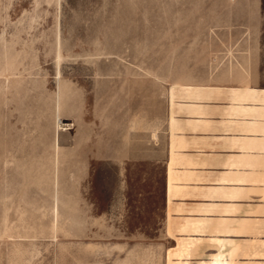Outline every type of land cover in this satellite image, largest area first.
Masks as SVG:
<instances>
[{"label":"rangeland","instance_id":"1","mask_svg":"<svg viewBox=\"0 0 264 264\" xmlns=\"http://www.w3.org/2000/svg\"><path fill=\"white\" fill-rule=\"evenodd\" d=\"M242 34L264 47V0H0V264H169L163 146L145 129L142 160L91 163V138L124 157L136 109L145 128L161 116L185 57L198 64ZM91 111L118 120L94 124ZM237 234L199 249L264 264L260 156L254 231Z\"/></svg>","mask_w":264,"mask_h":264},{"label":"crops","instance_id":"2","mask_svg":"<svg viewBox=\"0 0 264 264\" xmlns=\"http://www.w3.org/2000/svg\"><path fill=\"white\" fill-rule=\"evenodd\" d=\"M242 35L204 49L198 64H188L185 57L180 83L169 79L161 116L148 117L145 128L143 109H136L135 128L126 130L125 142L119 143L124 157H112L111 142L91 138V163L142 160L145 129L153 144L163 146L165 227L173 242L169 264H215L216 258L232 264L234 250H213L209 261L208 250L202 252L199 245L236 243L241 223L254 231L257 156L264 160V47ZM113 120L118 119L91 111L94 124ZM40 145L46 149L39 152L49 154L57 143ZM52 155L40 160L55 159ZM214 225L219 234H212ZM250 262L254 257L248 253Z\"/></svg>","mask_w":264,"mask_h":264}]
</instances>
